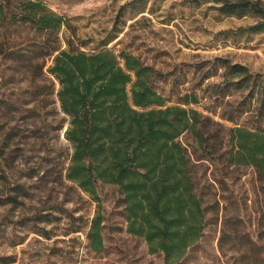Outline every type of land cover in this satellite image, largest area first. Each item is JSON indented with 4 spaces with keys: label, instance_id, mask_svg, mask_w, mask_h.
<instances>
[{
    "label": "rangeland",
    "instance_id": "obj_1",
    "mask_svg": "<svg viewBox=\"0 0 264 264\" xmlns=\"http://www.w3.org/2000/svg\"><path fill=\"white\" fill-rule=\"evenodd\" d=\"M41 1L70 25L60 33L62 48L71 37L85 52L138 57L160 73L153 88L168 104L196 94L199 103L186 107L210 116L213 132L231 124L210 110L243 98L240 92L229 96L233 89L221 84L227 65L264 76V31L249 28L257 18L226 14L212 0ZM14 67L0 55V264H164L161 254L149 253L143 239L126 232L116 187L99 188V205L62 178L59 153L68 144L62 133L41 131L42 120L53 118L35 116L25 92L32 76ZM250 116L245 112L240 121L264 127V120L253 124ZM180 141L195 145L188 134ZM202 169L204 236L179 264H264V197L255 169L221 162H205ZM99 212L103 246L95 251L89 233Z\"/></svg>",
    "mask_w": 264,
    "mask_h": 264
},
{
    "label": "trees",
    "instance_id": "obj_2",
    "mask_svg": "<svg viewBox=\"0 0 264 264\" xmlns=\"http://www.w3.org/2000/svg\"><path fill=\"white\" fill-rule=\"evenodd\" d=\"M212 1L226 14L252 15L257 21L249 28L264 31L260 0ZM63 27L70 28L67 19L41 0H0V55L31 74L25 92L32 111L53 118L42 120L41 131L62 133L68 144L59 153L62 178L99 205V188L116 187L126 232L161 254L164 264H179L204 236L207 207L198 189L205 162L253 167L264 197V127L240 121L245 112L253 124L264 120V76L227 65L221 84L233 89L229 96L243 98L210 110L231 124L213 132L210 116L186 107L199 103L196 94L168 104L153 88L160 76L154 68L125 52L79 50L71 37L62 48ZM183 134L194 140L191 149L180 141ZM101 228L99 212L89 233L95 251L103 246Z\"/></svg>",
    "mask_w": 264,
    "mask_h": 264
}]
</instances>
